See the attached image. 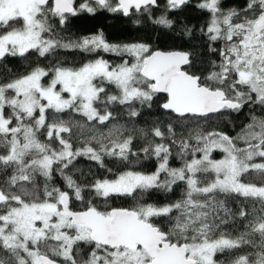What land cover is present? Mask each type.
I'll return each mask as SVG.
<instances>
[{
	"label": "snow or ice",
	"instance_id": "obj_1",
	"mask_svg": "<svg viewBox=\"0 0 264 264\" xmlns=\"http://www.w3.org/2000/svg\"><path fill=\"white\" fill-rule=\"evenodd\" d=\"M191 4L164 0L159 11L160 0H0V62L61 49L121 58L57 59L0 81V264H264V0L239 8L196 0L206 22H184L188 47H167L176 14ZM103 13L137 25L144 17L159 38L113 42L104 27L60 34L82 14ZM154 102L169 122L137 127ZM113 105L126 107L128 123ZM246 107L235 135L205 127ZM174 155L181 166H171ZM79 157L108 175L73 179L65 170ZM142 157L155 158L154 171L137 170ZM57 172L65 188L52 183ZM154 191L180 198L148 202ZM117 197L135 203L114 207Z\"/></svg>",
	"mask_w": 264,
	"mask_h": 264
},
{
	"label": "trees",
	"instance_id": "obj_2",
	"mask_svg": "<svg viewBox=\"0 0 264 264\" xmlns=\"http://www.w3.org/2000/svg\"><path fill=\"white\" fill-rule=\"evenodd\" d=\"M79 2V0H77ZM196 0H193V4L189 5L186 9H184L178 15L179 20L181 21L180 27L177 28V31L173 33V36H176L177 39L174 41H169L167 47H175V48H185L188 45L185 43L186 40H189V37H179V31L184 22H188L193 26L199 27L206 22L207 14L202 13L198 8L195 7ZM226 7H242L245 3V0H224ZM160 9L159 11H163L164 8V0H160ZM158 14V13H157ZM140 24L137 25L133 22V18H125L121 17L120 19H116L110 13H103L99 15V18H93L87 16V14H82L81 17L74 18L72 23L67 25L64 30L60 32L63 36H80L85 35L91 31H94L96 27H104L106 33L109 36V39L113 42H128L140 38H144L151 34L153 36L154 41L158 40L159 32L153 33L154 25L151 24L150 20L145 19L144 17H139ZM196 39H194L193 43L197 51L204 53L203 45L200 41L203 39L199 31L195 33ZM162 47L164 45H161ZM211 57V54H206ZM102 56L104 59L109 60L113 63H119L120 57L115 55H111L108 53H83L79 51H66L59 50L54 57H45L39 58L35 54H31L27 59L16 57V58H6L4 62H0V81L5 79H10L15 75H20L26 71H29L32 67H35L37 64L40 66H51L52 64L57 62V59L63 60L66 65H76L78 66L81 63L87 62L88 60H92L94 58ZM214 58V57H213ZM110 91H115V89L110 88ZM162 99V98H161ZM138 107V106H137ZM111 110L114 111L118 120L121 123H128L129 118L127 116V110L125 106L113 105L111 106ZM248 112L247 107L242 111L239 115L236 114H225L221 119L217 121L210 122L205 125L207 129L218 128L227 132L229 135H235L240 131L241 127L244 123L247 122L246 113ZM259 115L260 113L257 112ZM67 118V117H65ZM76 120H82L83 118L80 116L74 117ZM137 127H143L150 129L154 124H161L163 127L166 125L168 121V117L164 114L163 110L158 107V104L154 102V105L151 109H143L141 111V115L139 117L134 118ZM103 127V126H101ZM75 131V130H74ZM42 140H45V136H41ZM53 147H56L57 144L55 141L52 142ZM145 141L143 139L138 138L134 141L135 150L139 151V149L144 145ZM73 146L80 147L82 146L79 141L73 139ZM220 154L214 153V156L219 157ZM106 163L108 167H114V171L118 170L121 166L119 162H114L111 159L106 158ZM170 164L173 167L181 166V161L173 156L170 160ZM157 166V161L155 158H143L141 159V163L136 165L137 170L151 172L154 171ZM68 174L72 175L73 179H76L78 182L85 183L91 181L94 178H99L105 175H108L105 169L100 168L94 161H90L85 157H79L76 159L74 164L70 166L69 169L65 170ZM2 179V177H0ZM42 183V179H41ZM57 187L65 188V183L62 176L59 172L54 174L53 182ZM180 191H174L172 193L165 192H156L154 191L151 195L146 196L145 199L148 202L154 203H168L171 200L179 199ZM135 202L130 197H117L112 201V206L114 207H131ZM73 207H80L79 202H74ZM234 207V205H233ZM226 228L230 229V226H226Z\"/></svg>",
	"mask_w": 264,
	"mask_h": 264
},
{
	"label": "rangeland",
	"instance_id": "obj_3",
	"mask_svg": "<svg viewBox=\"0 0 264 264\" xmlns=\"http://www.w3.org/2000/svg\"><path fill=\"white\" fill-rule=\"evenodd\" d=\"M221 156H222V154L219 155V157H221Z\"/></svg>",
	"mask_w": 264,
	"mask_h": 264
}]
</instances>
